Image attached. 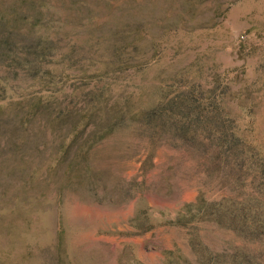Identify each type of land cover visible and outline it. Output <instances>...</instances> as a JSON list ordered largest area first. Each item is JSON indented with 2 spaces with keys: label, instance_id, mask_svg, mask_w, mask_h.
<instances>
[{
  "label": "rangeland",
  "instance_id": "374dc122",
  "mask_svg": "<svg viewBox=\"0 0 264 264\" xmlns=\"http://www.w3.org/2000/svg\"><path fill=\"white\" fill-rule=\"evenodd\" d=\"M0 264H264V0H0Z\"/></svg>",
  "mask_w": 264,
  "mask_h": 264
}]
</instances>
